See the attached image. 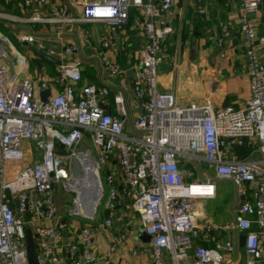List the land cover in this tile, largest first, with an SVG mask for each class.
I'll return each instance as SVG.
<instances>
[{"label": "built area", "instance_id": "obj_1", "mask_svg": "<svg viewBox=\"0 0 264 264\" xmlns=\"http://www.w3.org/2000/svg\"><path fill=\"white\" fill-rule=\"evenodd\" d=\"M238 1V29L249 80V101L240 109L213 108L209 101L179 107L173 94L157 89L164 40L172 32L165 17L174 0H85L79 17H73L61 0H22L23 14L9 16L13 20L50 26L59 41L74 28L86 47L92 43L90 26L122 30L131 11L137 12L134 31L144 42L134 66L132 93L140 113L130 117L121 93L112 96L110 110V88L105 83L82 84L76 43L62 46V62L54 71L61 90L44 102L36 96L37 89L51 87L43 69L41 78L26 76L25 58L11 46L0 47V264H27L26 228L31 231L38 264H59L60 251L69 253L70 264H95L93 227L83 225L70 240L53 194L54 185L61 182L75 194L72 214L96 221L97 212L93 217L85 215L78 192L69 188L78 181L72 184L65 173L66 159L88 161V152L81 156L75 152L86 138L95 155L99 201L103 200L107 213L103 225L123 222L117 209L121 192L137 215L139 229L150 238L149 264H224L222 251L230 260L234 258V241L211 248L195 244L199 228L194 204L213 200L222 180L249 189L248 195L241 190L243 200L237 205L234 225L245 238V264H264V64L259 54L264 35L258 36L252 18L264 8V0ZM16 39L23 48L42 49L35 44L33 31ZM0 42L8 46L1 35ZM110 46L108 35L98 40L96 60L100 71L116 79L127 69L108 56ZM3 61L10 62V73ZM244 147L250 151L241 156L238 151ZM32 148L35 161L26 164V151ZM103 167L109 171L102 182L97 169ZM211 231L209 224L202 227L206 237Z\"/></svg>", "mask_w": 264, "mask_h": 264}, {"label": "crops", "instance_id": "obj_2", "mask_svg": "<svg viewBox=\"0 0 264 264\" xmlns=\"http://www.w3.org/2000/svg\"><path fill=\"white\" fill-rule=\"evenodd\" d=\"M61 1L67 6L73 17L81 15L80 4L85 0ZM0 14L7 17L5 19L11 18L9 16H22V0H0ZM238 15V0H174L172 9L165 17L172 28V32L164 40L162 50L165 58L158 68L157 89L160 92L173 94L176 105L179 107L209 101L213 108L226 106L236 109L244 108L249 101V80L244 67ZM130 16L128 25L122 30L108 29L103 24L90 26V40L92 42L90 47H86L79 41L74 28L68 29L63 39L59 41L54 37V29L50 26L25 25L17 21V23H13L17 26V29L14 30L10 24L0 25L3 26L4 30L10 29L15 38L16 46L22 49L26 48L18 43L16 36L33 31L35 44H41V50L47 55H49V51H52L53 55L49 56L59 62H62V46L69 43L78 44L79 51L76 58L79 60L82 69V84L105 83L108 85L110 88L108 98L110 110H112V96L117 93L123 94L130 117L134 118L140 113L134 104L132 93L134 66L137 64L138 51L141 49L144 39L134 31L139 14L131 11ZM252 18L258 36H263L264 8H259ZM18 25L26 26V28ZM34 26H37V32L34 31ZM5 33L6 31H0V35L8 41V46L0 42V47L7 49L11 46L17 52L15 46L5 37ZM106 35L111 41V46L107 50L108 56L127 69L126 73L116 79H113L108 73L100 71L96 60L98 40ZM32 48H34V53L30 55L32 60L29 64L27 63V70L31 72V76L35 75L41 78L40 71L35 64L37 58L35 50L39 51L40 49L35 46ZM259 54L264 64L263 48L259 49ZM56 66L58 65L44 61L41 64L46 75L45 79L51 81V87L48 90L50 95L54 94L56 90H61V86L55 82L54 71ZM22 75L25 77L26 74ZM44 91L36 90L39 102H41L39 94ZM28 152L26 151V164H31L35 159L29 150ZM86 167L89 169L88 166ZM97 171L99 172L98 176H100V172L105 176L109 168H98ZM89 172L87 170L86 173ZM113 173L114 175L117 174L115 170ZM221 184V207H213L212 202L216 198L194 204L196 225L199 228L195 244L200 247L211 248L216 243L234 241L236 242V252L233 259L230 260L227 253L222 251L224 264H245L246 258L243 248H240L238 244V239L242 233L234 225V214L238 203L243 199L239 196L241 190L244 189L248 195L249 189L247 186L238 188L231 182L222 180L217 183L216 191ZM225 187L231 188L226 195L224 194ZM69 193L74 194L73 192ZM96 201L92 202L91 205L82 207L85 215L90 217L97 212V219L93 222H89L81 216L73 215L72 210L70 211L71 215L79 218H70L61 207L56 208L58 217L67 225V237L74 240L76 235L74 231L88 223L94 229L92 247L96 256L95 264H149L147 243L141 240L142 232L138 226L137 215L127 205L121 192L117 203V209L123 217V222L120 224L105 227L103 225V221L106 219L105 211L98 204L95 212ZM84 203L88 204L89 202L84 201ZM207 224L212 227L208 237L204 236L202 232V227ZM133 252L136 254L134 255ZM58 256L59 264H70L68 252L60 251Z\"/></svg>", "mask_w": 264, "mask_h": 264}, {"label": "rangeland", "instance_id": "obj_3", "mask_svg": "<svg viewBox=\"0 0 264 264\" xmlns=\"http://www.w3.org/2000/svg\"><path fill=\"white\" fill-rule=\"evenodd\" d=\"M2 10H5V9H2ZM18 16L19 15H15L13 18H20L21 17V16L20 17H18ZM13 18L5 19V18L0 17V24H2V25L10 24L12 26V28L14 30H16L17 26L13 25V23H17V21L13 20ZM12 21H14V22H12ZM19 27L26 28V26H23V25L19 26ZM36 27L37 26H34V31L35 32H37V28ZM5 31H6V33H5L6 36L5 37H7L8 40H10V42L15 46V49L17 50V52L21 56H23L25 58V61L29 64L31 62V60H32L30 58L31 57L30 55L34 53L33 50L32 49H22L20 47H17L16 46V42H15V38L12 36V33H11L10 29H8V30L6 29ZM0 58H1V56H0ZM3 62L5 63V65H6L7 69H8V72L10 73L11 72L10 62L9 61H3ZM157 73H158V71H157ZM26 75L31 77V72L29 70H27ZM23 77L24 76L21 75L20 78L22 79ZM83 142L84 143H82L77 148V150L75 152L78 154V156H81L82 153H84V152H88V155H89L88 156V161L93 166L94 161H95V155H94L93 147L91 145V140L89 138H86ZM31 152H33V154H35L36 150L34 148H32V151H30V153ZM63 154L66 155V154H69V153L68 152H63ZM80 160H78L76 158H71V159L68 158V159H66V161L68 163L66 164V172L65 173H66L69 181L72 184L76 183L77 181L78 182L84 181L85 175L90 174V172L89 173L85 172L84 166H87V165L81 163ZM82 161H84V160H82ZM208 171L211 172V169H208ZM84 172H85V174H84ZM100 178L102 179V182H103L104 181V176L101 174V172H100ZM85 179H87V178H85ZM225 188H226V190L224 191V194L226 195L227 193L230 192L231 188L230 187H225ZM53 194H54V204H55L56 208L57 207H61L63 209V211H65L66 214L69 215L70 218H73V219L74 218H79V217L71 215V213H70V211L74 208L75 194H71L68 191H66L65 188H64V185L61 182H58V183H56L54 185V193ZM215 198L216 199L213 200L214 202H212L213 207H216V206L217 207H221V205H222V184L217 189ZM99 202H98V204H99ZM98 204L96 205V209H97ZM99 207H103V200L100 202ZM87 221L92 222L90 220H87Z\"/></svg>", "mask_w": 264, "mask_h": 264}, {"label": "water", "instance_id": "obj_4", "mask_svg": "<svg viewBox=\"0 0 264 264\" xmlns=\"http://www.w3.org/2000/svg\"><path fill=\"white\" fill-rule=\"evenodd\" d=\"M32 50H34V48H32ZM35 52L37 53V58L35 59V64H36V67L39 70L41 69V64H42L43 61L44 62H49L51 64H55V65H59L60 64L59 61H57L54 58L50 57L49 55L46 54V52H44L42 50H39V51L35 50ZM49 95H50V92L48 90H46L44 92H41L39 94L40 101L44 102ZM85 177L87 179L90 178V179L93 180V184L96 187V190H95V193H94V198L95 197L97 198V201H96V205H97L99 200H100V197H101V188H100V185L98 183V180L96 179V177L93 174V172H92V174L85 175ZM95 212H96V206H95ZM149 239H150L149 236L145 235L143 232L141 233V240L144 243H148ZM244 240H245L244 235L241 234V236L238 239V244H239L240 248H243ZM25 247H26L25 249H26V261H27V264H38V262L36 260V246L34 245L31 231L28 228L25 229Z\"/></svg>", "mask_w": 264, "mask_h": 264}, {"label": "bare ground", "instance_id": "obj_5", "mask_svg": "<svg viewBox=\"0 0 264 264\" xmlns=\"http://www.w3.org/2000/svg\"><path fill=\"white\" fill-rule=\"evenodd\" d=\"M84 160V161H82ZM81 160V163L87 165L89 167V169H87L86 166H84V170H86L85 172H87V170L90 171V173L95 175L94 173V169H93V166L91 165V163L85 159H82ZM84 172V174H85ZM61 175H65V173H61ZM86 177H84V181L82 182H78L76 183L75 186H70L69 188L70 189H74L76 190V192H78V200L81 202L82 204V207L86 206V205H91V203L95 202V200H97V198L95 197L94 198V193H95V190H96V187L94 186L93 184V180L88 178V179H85ZM92 178V177H91ZM84 201L86 202H89L88 204L84 203Z\"/></svg>", "mask_w": 264, "mask_h": 264}, {"label": "trees", "instance_id": "obj_6", "mask_svg": "<svg viewBox=\"0 0 264 264\" xmlns=\"http://www.w3.org/2000/svg\"><path fill=\"white\" fill-rule=\"evenodd\" d=\"M0 31H5L3 26L0 25ZM250 151V148L249 147H244L242 148L241 150L238 151V154L241 155V156H245L247 155V153ZM105 216L107 217V213L105 212Z\"/></svg>", "mask_w": 264, "mask_h": 264}]
</instances>
